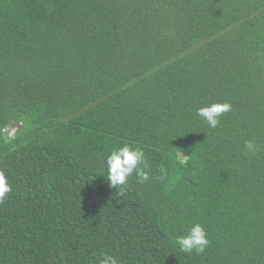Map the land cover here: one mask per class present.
Instances as JSON below:
<instances>
[{"label":"trees","instance_id":"obj_1","mask_svg":"<svg viewBox=\"0 0 264 264\" xmlns=\"http://www.w3.org/2000/svg\"><path fill=\"white\" fill-rule=\"evenodd\" d=\"M0 169V264H264V0H0Z\"/></svg>","mask_w":264,"mask_h":264},{"label":"clouds","instance_id":"obj_2","mask_svg":"<svg viewBox=\"0 0 264 264\" xmlns=\"http://www.w3.org/2000/svg\"><path fill=\"white\" fill-rule=\"evenodd\" d=\"M230 110L231 105L229 103H212L208 106L198 108L196 115L202 118L210 128L215 129L220 125L223 114ZM14 133L15 129L12 130L10 136H13ZM245 147L249 152H252L255 150L256 145L254 142L249 141L246 142ZM176 159L184 163L186 158L181 152H177ZM106 165L109 186L117 189L120 195L124 194V188L133 174H135L137 182L141 184L150 178L149 163L146 159L144 149L141 146L125 144L121 148L112 150L106 158ZM11 192L12 186L8 176L4 170L0 169V204L8 198ZM209 244L210 241L207 237V231L200 223H195L190 227L187 234L175 238V245L179 251L189 255L193 252L197 255L205 253ZM99 264H119V261L116 257L105 254L100 259Z\"/></svg>","mask_w":264,"mask_h":264},{"label":"rangeland","instance_id":"obj_3","mask_svg":"<svg viewBox=\"0 0 264 264\" xmlns=\"http://www.w3.org/2000/svg\"><path fill=\"white\" fill-rule=\"evenodd\" d=\"M12 133V130L9 132V135Z\"/></svg>","mask_w":264,"mask_h":264}]
</instances>
